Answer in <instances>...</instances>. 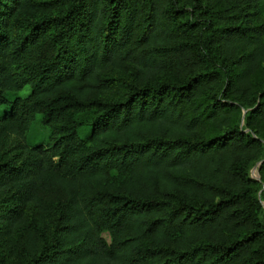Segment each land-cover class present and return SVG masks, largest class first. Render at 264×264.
Returning a JSON list of instances; mask_svg holds the SVG:
<instances>
[{
    "label": "trees",
    "instance_id": "trees-1",
    "mask_svg": "<svg viewBox=\"0 0 264 264\" xmlns=\"http://www.w3.org/2000/svg\"><path fill=\"white\" fill-rule=\"evenodd\" d=\"M0 107V264H264V0H0Z\"/></svg>",
    "mask_w": 264,
    "mask_h": 264
},
{
    "label": "rangeland",
    "instance_id": "rangeland-1",
    "mask_svg": "<svg viewBox=\"0 0 264 264\" xmlns=\"http://www.w3.org/2000/svg\"><path fill=\"white\" fill-rule=\"evenodd\" d=\"M3 111H4V108L0 107V116ZM52 142L53 141L50 136V130L41 123V118L39 117L31 131V134L28 139V143L29 144H50ZM258 167H259V164H256L251 169L252 176L257 177L259 175ZM105 236L108 238L107 234H105Z\"/></svg>",
    "mask_w": 264,
    "mask_h": 264
}]
</instances>
